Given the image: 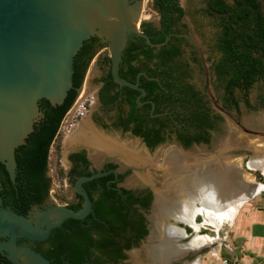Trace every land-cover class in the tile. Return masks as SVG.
Here are the masks:
<instances>
[{
	"label": "flooded vegetation",
	"instance_id": "1",
	"mask_svg": "<svg viewBox=\"0 0 264 264\" xmlns=\"http://www.w3.org/2000/svg\"><path fill=\"white\" fill-rule=\"evenodd\" d=\"M205 1L206 0H191V6L190 8H188V10L181 6L184 9V14L179 20L175 21L174 29L176 32L168 36L167 40L169 43L167 45L166 41L164 45L151 46L146 42V39L144 37L133 32L128 33L126 45L121 54H123L125 50H128V48H130L133 53L141 49H147V47L153 48L152 54H154V56L152 57V59H148L146 56H143V69L135 74L134 80L132 81L133 83H135L138 79L137 85L144 90V94L139 97V100L143 101L142 104H137V98L140 94L139 90L132 89L127 86H119L113 81V79L109 80L106 70L103 69L100 64L103 57H100L99 61H97L98 75L96 76V78L93 79L92 82L88 85L85 83V80L81 84L82 86L84 85L85 91L87 90L93 93L95 98L94 104L89 113L79 122L77 128L69 136L74 135L79 130L81 125L88 122V125L94 127L96 130L106 135L118 136L119 141L121 142L125 141L120 139L122 135L125 134L135 138V141L138 142V145L144 148L146 152L171 141H174L176 143V146L172 147L171 150L174 148H179L182 151L188 152V149L192 146L208 144L211 134L223 129L222 123L224 117L221 113L217 112L210 106L212 102L219 103L221 107L226 110L230 109L231 107L238 109L239 103L241 101L245 104V100H247L250 104L249 89L255 82L261 80L264 81V77L261 76L258 80L254 81L251 84L250 88H248V90H245L240 86H236L234 81H231L235 78L238 81L241 80L238 70L236 71V67L234 71L227 67V72L223 73V70H225L224 65H222L221 63L223 53L215 46L218 41L219 33L223 28L222 24H224V22H232L230 21L229 14L238 9L240 6L250 5L247 2H244V0H209L208 4L212 10H215L213 6L219 5L221 1H223V4L231 8L228 11L215 10L222 13L229 11L231 12L225 15H214L209 12L208 8H206ZM254 1L258 4V11L262 17L258 19V22L260 23V25H264V12L261 9V4L264 3V0ZM151 4V9H153L157 14V19L155 21H150L142 17L141 0H128L127 13L128 15H130V19H134V16L138 15L137 20L139 21L138 25L136 24V21L130 20V23L137 31L146 34L148 38L150 34L153 36H158L162 33L160 22L161 17L158 11L153 7V3ZM186 12L189 13L192 22L194 23L199 19H211L215 22L217 27L215 34L211 38V42L208 43V47L205 51L206 53L204 54L205 57L203 59L201 58V60L205 62L200 65L198 64V66L202 68L205 77V80H203L202 83H198L193 76L192 64L196 66L198 58L196 57V53L194 52L195 50H193L194 47L191 46L192 44L189 41L188 25L186 21H183V17ZM234 21L232 26L238 29V24L242 20L237 19ZM132 22L137 26H135ZM171 37L174 38L170 39ZM253 37L258 38L257 35H254ZM90 38H94V40L90 42V48L98 43L103 44L102 38L97 34L92 35ZM233 40L234 50L237 52V54H239L241 51H244L241 47V42L243 40L240 34L234 33ZM260 45H262V48L260 49H254L253 47L248 46L247 51L252 60H260L261 68H263L264 70V42H261ZM162 46L165 47L162 49L160 48ZM102 48H100L96 52L95 56L97 54H100ZM176 48L179 50L182 57H175L173 59V69H170V65L157 66L158 53L166 52L168 50L171 51ZM186 48H189V51L191 53L189 58L183 56ZM148 67L156 68L157 74L155 76H147L146 68ZM141 76L145 77V81L141 80ZM131 77L133 76H126V78L130 80ZM227 85L229 86L228 89L226 87ZM241 90H243V93L240 96L239 94ZM262 99H264V86L262 88V92L258 96H256L257 103L260 104ZM131 102H134L135 105L133 106ZM234 103H236V105H234ZM147 104H149L150 106L148 107ZM185 104L186 107L183 106ZM196 113H201L202 115L204 113L208 116V120H205V123L201 127L193 125V123L196 124L200 121V118L195 116ZM217 117H220L221 120H219ZM209 118L211 119V122L217 121L216 127L209 126ZM201 122H204V119H202ZM135 131H138V133H136ZM118 133L119 135H116ZM199 136L207 138V140L199 138L200 140L197 141L196 139ZM159 137H161L162 140H159L155 145L150 146L148 144V140L155 142L157 139H159ZM62 147L63 150H67V152L66 155H64L63 150L61 152L60 160L64 157L65 160L64 163H60L63 173H59V175L62 181L61 185L64 188L65 193H67L68 190L69 193L67 196L63 197L61 202H55L52 199L50 201V205L42 209L43 212L57 205H63L70 208V206L80 203L82 207L84 198L82 195L75 191V182L83 176H89L96 172H106L105 175L81 182V184L79 185V190L85 191L89 199L90 197H92L93 199H98L102 194L107 193L113 200H122V204H124V201L129 195V193H125L123 191L124 189L129 190L133 197L136 198L139 196H148L150 199L149 207L146 210L142 208L138 209L139 213L143 216L142 223L145 225L147 235L148 221L146 216L149 212L154 198L155 188H160V186L162 187L161 179L163 177L162 174H164L165 169H161V175H156L155 173L152 174V176L155 178L153 184L140 181V187L129 188L123 184V180L125 178V174H127V171L129 169L132 171V166H129L116 157L102 156L99 157L102 158L100 165L96 167L95 165L98 160L96 161L92 158V151L86 145L78 144L67 147L65 139ZM65 147H67L68 149H66ZM222 154L224 155L226 154V152ZM149 158L153 161V158L151 156H149ZM246 158H248V156ZM121 164H124L126 166L124 170L119 169ZM0 169L2 172L6 171L5 165L1 162ZM156 170L158 171L159 169ZM48 171L49 167L45 174L46 177H50ZM45 185L46 184H44V187ZM51 186L52 180L50 182L47 193H44V199L40 203H32L29 206L28 210L24 211V208L15 205L16 194L14 193L13 188H10L11 190H13V192H10L8 194H1L3 187L0 180V208H8L16 212L17 214L27 217V214L31 207L41 206L48 198L49 193L53 192ZM41 218L42 216L39 217L34 223H37ZM68 219L64 220L59 227L53 228L46 238H29L28 236L22 234L18 228H16V248L27 247L28 249L40 254L43 258L48 260L49 264H56L57 262H62V264H70L69 261L65 258V253H59V255H57V252H55L56 247L58 246L56 238L59 234V231H68V229L65 230L63 225L64 223H68ZM198 222L201 223L200 221ZM186 226L184 227L185 230L187 228H189L190 231L192 230L190 226ZM43 228H45V226H43ZM145 236L140 240L139 244L144 241ZM10 238L11 233L0 236L1 241H7ZM121 245V253L125 255V258H122V256L119 257L116 264H125L127 251H129L133 247H136L132 246L130 248H126L124 242ZM201 249H203V247ZM17 257L19 262H24L23 257H21L20 255H18ZM186 260L187 258L185 259L184 256L179 264H182ZM0 264H14L8 258V252L3 249L0 250Z\"/></svg>",
	"mask_w": 264,
	"mask_h": 264
},
{
	"label": "water",
	"instance_id": "2",
	"mask_svg": "<svg viewBox=\"0 0 264 264\" xmlns=\"http://www.w3.org/2000/svg\"><path fill=\"white\" fill-rule=\"evenodd\" d=\"M208 1L205 6L211 14L231 12L212 10ZM127 12L128 0H0V162L5 165L11 182L16 175L15 149L25 144L34 122L42 115L39 101L44 98L52 105L64 101L72 87L74 56L92 35L110 41L113 81L119 86L139 90L137 104L143 103L139 97L144 90L137 85L138 79L133 83L118 74L127 35L136 33L151 46L164 45L167 39L152 43L146 34L132 26ZM134 19L137 20L138 15ZM105 174L96 172L75 182V191L84 198L82 208L77 211L63 205L53 206L37 223H32L25 216L1 207L0 236L11 233V238L0 240V250L7 251L14 264H49L27 247L16 248V228L29 238H46L64 220L83 219L90 211L91 202L87 193L79 190V185ZM154 204L155 196L146 216L148 233L144 242L150 235L152 221L149 215ZM165 215L163 222L175 219L172 209ZM18 255L24 258L23 263L18 261Z\"/></svg>",
	"mask_w": 264,
	"mask_h": 264
},
{
	"label": "trees",
	"instance_id": "3",
	"mask_svg": "<svg viewBox=\"0 0 264 264\" xmlns=\"http://www.w3.org/2000/svg\"><path fill=\"white\" fill-rule=\"evenodd\" d=\"M244 2H247L250 6H240L229 14L232 22L221 23L223 28L219 33L215 46L223 53L221 58V63L225 68L223 73L227 72V67L233 71L236 67L241 80L238 81L235 78L231 82L234 81L236 86L248 90L254 81L261 76L264 77V70L261 68L260 60H252L247 51L248 46L254 49L262 48L260 44L264 42V25H260L258 22V19L262 18L258 11V4L254 0H244ZM152 3L161 17L162 33L158 36L150 34L149 39L153 43H159L165 41L168 36L176 32L174 29L175 21L182 17L184 9L180 5V0H152ZM213 8L223 11L231 9L223 4V1L219 5L213 6ZM236 18L242 20L238 24V29L232 26L233 21L237 20ZM234 33L240 34L243 40L241 47L244 51L239 54H237L233 46ZM254 35H257L258 38H254ZM173 38L171 37L170 39ZM92 40L94 38L85 40L74 56L73 87L68 90L64 101L57 105H52L44 98L39 101V110L42 115L34 122L33 130L25 139V145H20L15 149L16 175L14 182H11L6 171L2 172L0 169V180L3 187L1 194L13 192L10 189L13 188L16 194L15 205L24 208V211L28 210L32 203H40L45 197L44 193L46 194L48 191L51 179L46 177L45 174L48 169L49 152L56 140V150L59 156L61 150L62 136L57 134L59 123L74 100L77 90L84 80L90 61L94 58L96 52L104 46L98 43L90 48ZM168 43L167 40L166 45ZM164 47L160 48L163 49ZM152 50L153 48L151 47L135 51L134 53L130 48L125 50L121 54L118 74L125 79H127L126 76H133L131 80L127 79L132 82L135 74L143 69V56L148 59H152L154 56ZM175 57H182L177 48L160 52L157 56V66L170 65V69H173L172 61ZM100 64L106 70L109 80L112 79L109 56H104ZM146 70L147 76H155L157 74L156 68L148 67ZM141 80L145 81V77L141 76ZM226 87L228 89L229 86L227 85ZM131 104L135 105L134 102H131ZM245 104L250 106L247 100H245ZM260 105H264V99H262ZM147 106L149 107L150 105L147 104ZM183 106L186 107V104ZM195 116L200 118L198 123H193L197 127L203 126L205 120H208V116L204 113L203 115L196 113ZM217 118L221 120L220 117ZM202 119H204V122H201ZM208 123L210 127L217 126V121L211 122L210 118ZM135 132L138 133V131ZM199 138L203 137L199 136L196 140L199 141ZM159 140H162V138L159 137L155 142L148 140V144L153 146ZM203 140H207V138H203ZM58 161L60 162V157ZM58 173H63L61 167L58 168ZM44 184H46L45 187ZM123 191L129 193L124 204H122V200L111 199L107 193L102 194L98 199L90 197V213L84 219L69 218L68 223L63 224L65 230L68 229V231H59L56 238L58 246L56 245L55 252H57V255L65 253V258L70 264H116L119 257L125 258V255L121 253V244L124 242L126 248L137 246L146 235L147 231L142 223L143 216L138 209L146 210L149 207L150 199L148 196L136 198L133 197L129 190L124 189ZM81 208L80 203L70 206V209L74 211ZM186 230L190 231L189 228ZM56 264H62V262H57Z\"/></svg>",
	"mask_w": 264,
	"mask_h": 264
},
{
	"label": "bare ground",
	"instance_id": "4",
	"mask_svg": "<svg viewBox=\"0 0 264 264\" xmlns=\"http://www.w3.org/2000/svg\"><path fill=\"white\" fill-rule=\"evenodd\" d=\"M131 21H136L137 25L139 23L136 19ZM87 123L81 125L74 135L66 137L67 147L84 144L91 149L94 160L102 156L116 157L135 169L134 180L154 183L152 174L140 169L149 168L152 160L137 141L121 142L118 136L106 135ZM232 143L231 139L225 138L211 157L201 151L186 152L179 148L172 149L166 155L162 187L155 188V204L149 215L152 221L150 235L143 244L146 259L140 260L137 253H133V264L176 263L189 252L202 247L213 248L214 243L221 241L218 236L212 237L198 231L204 225H211L218 232L224 222L232 223L239 206L255 195L259 185L254 175L243 169V157L224 159L222 153L232 148ZM262 146L256 152L249 153L245 166L264 175ZM169 209L173 210L175 219L163 222ZM199 215L204 217L201 223L197 221ZM176 222L190 226L195 232L186 242L182 239L188 237L187 232ZM182 264H199V258L186 260Z\"/></svg>",
	"mask_w": 264,
	"mask_h": 264
},
{
	"label": "rangeland",
	"instance_id": "5",
	"mask_svg": "<svg viewBox=\"0 0 264 264\" xmlns=\"http://www.w3.org/2000/svg\"><path fill=\"white\" fill-rule=\"evenodd\" d=\"M141 2H142V17L150 21H153V20L155 21L157 19V14L153 9H151L152 0H142ZM180 3L187 10L191 6L190 4L191 0H180ZM261 9L264 12V3L261 4ZM183 21H186L188 25V29H189L188 37H189L190 43L192 44L190 45L194 47L193 50H195L194 52L196 53V57L198 58L197 65L195 66L192 64L193 76L195 80H197L198 83H202L203 80H205V77H204L202 68H200L198 64L200 65L203 62H205L201 60V58L203 59L205 57L204 54L206 53L205 51L208 47V43L211 42V38L215 34L217 27H216L215 22L211 19H199V20H196L195 23L192 22V19L188 12H186V14L184 15ZM102 42L104 46L102 50L100 51V54H97L96 56H94V58L90 61V64L88 65V68L86 70L84 80L87 85L90 84L92 80L95 79L96 76L98 75V62L97 61H99L100 57L109 56L110 41L107 39L106 40L102 39ZM190 54L191 53L189 51V48H186L183 56H185L186 58H189ZM263 86H264V81L261 80V81L255 82L249 89L250 106L245 105L241 101L239 103L238 109L231 107L230 109L226 110V109H223L219 103L212 102L210 106L217 112L221 113L224 117V120L222 123L223 129L212 133L209 138L208 144L206 145L200 144L198 146H192L188 149V151H201V153L207 154V156L211 157L213 156V154H215L214 151H216L219 148L220 143L225 138L228 137L234 143H232V148L228 149V153L226 151V154L223 155L224 159L233 160L234 158H237V157H243V162H242L243 169L245 168V171L250 174L254 175L255 173V176H254L255 180L257 182L263 183L264 176L262 172L258 170L257 172H255L256 170L248 169L245 166V162L249 159L248 153L256 152V149L259 147L261 148L262 145H263L262 147L264 148V105L261 106L256 101V96H258L262 92ZM242 93H243V90L240 91L239 95L241 96ZM116 135H119V133ZM65 139L66 137L62 138V141H61L60 156L63 150L62 145ZM120 139L126 140V141H130V140L135 141V138L130 137L127 134L122 135ZM260 140L261 141L263 140V142H260ZM56 145H57V140L52 145L50 152H49V158H48V167H49L48 173L52 180L51 188L53 189V192L49 193L48 198L41 206L31 207L26 218L32 221V223L36 222V220L44 214L42 209L50 205L51 203L50 201L52 199L55 202H61L63 197L67 196L69 193V190L67 191V193H65V190L61 185L62 181L58 173V168L61 167V164H60L61 162L64 163L65 157L61 158L60 162L58 161V158L60 156L58 154V151L56 150ZM255 145H258V146H255ZM174 146H176V143L174 141H171V142L165 143L162 146H158L153 150L147 151L148 155L153 158L152 165L149 166V168L142 167L141 171L150 172L151 174L155 173L156 175H161V169L162 168L164 169V166H163L164 158L166 157V154H168L171 148ZM65 148L68 149L67 147ZM66 152L67 150H63L64 155H66ZM247 156L248 158H246ZM97 160H96L97 163L95 165L96 167L100 165L102 158H99ZM125 167L126 166L124 164H121L119 169L124 170ZM156 169H159V170L157 171ZM135 176L136 175H135L134 168H132V171L129 169L127 171V174H125L123 184L129 188L140 187L141 185L140 181L142 180H134ZM248 203H249V200L241 204L238 208V211L240 209L247 208L249 206ZM203 220H204L203 216L199 215L197 217V221L202 222ZM176 224H178V226L183 227V228L186 226L180 222H176ZM231 225L232 223L229 221L224 222V224L222 225V227L220 228L218 232H216L211 225H205L198 232L200 234H208L212 237L218 236L221 239V241L218 243H214L213 250L215 251L217 249L218 250L220 249V252L223 253L224 250L226 251L228 250L226 244L231 243V231H230ZM193 232H194L193 230H191L190 232H187L188 237L182 239V241H187L195 233ZM142 242L136 247H133L129 251H127L125 264L134 263L133 253L135 254L137 253V256L140 260H143L146 257V253L143 250ZM211 249L209 247H203V249L201 250L189 252L187 255H185V259L187 258V261H189L199 256L200 261H201L206 258V254L208 252L211 253ZM183 257H181L179 260L181 261ZM145 259L143 261H145ZM180 261H177L176 263L179 264Z\"/></svg>",
	"mask_w": 264,
	"mask_h": 264
},
{
	"label": "crops",
	"instance_id": "6",
	"mask_svg": "<svg viewBox=\"0 0 264 264\" xmlns=\"http://www.w3.org/2000/svg\"><path fill=\"white\" fill-rule=\"evenodd\" d=\"M255 182L259 184H256L258 191L249 200V206L233 217L231 243L226 244L228 250L222 253L220 249L214 251L209 247L211 253L208 252L205 259L200 261L199 256L196 257L199 264H221L222 258L234 259L235 264H264V182L262 185Z\"/></svg>",
	"mask_w": 264,
	"mask_h": 264
},
{
	"label": "built area",
	"instance_id": "7",
	"mask_svg": "<svg viewBox=\"0 0 264 264\" xmlns=\"http://www.w3.org/2000/svg\"><path fill=\"white\" fill-rule=\"evenodd\" d=\"M92 92L85 91L84 85L76 94L69 108L64 113L57 130V134L62 138L69 136L79 125V122L89 113L94 104ZM234 259H221V264H235Z\"/></svg>",
	"mask_w": 264,
	"mask_h": 264
}]
</instances>
